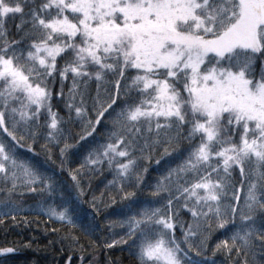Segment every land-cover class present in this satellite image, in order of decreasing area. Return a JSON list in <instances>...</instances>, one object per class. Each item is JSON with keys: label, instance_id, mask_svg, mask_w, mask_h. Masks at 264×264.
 <instances>
[{"label": "snow or ice", "instance_id": "obj_1", "mask_svg": "<svg viewBox=\"0 0 264 264\" xmlns=\"http://www.w3.org/2000/svg\"><path fill=\"white\" fill-rule=\"evenodd\" d=\"M57 82L67 119L52 103ZM98 136L67 170L70 186L35 159L55 164L58 147L63 172ZM105 170L108 199L85 201L86 174ZM25 194L70 230L49 244H78L72 230L95 233L119 202L123 218L105 220L125 234L104 246L132 241L137 264H215L213 243V257L264 264V0H0V225Z\"/></svg>", "mask_w": 264, "mask_h": 264}, {"label": "trees", "instance_id": "obj_2", "mask_svg": "<svg viewBox=\"0 0 264 264\" xmlns=\"http://www.w3.org/2000/svg\"><path fill=\"white\" fill-rule=\"evenodd\" d=\"M20 23L19 17L15 20L7 19L5 27L9 32L10 38H18L16 32V26ZM257 70H259V65H257ZM70 87V80L65 82V93ZM60 85L59 82L52 89L53 99L52 103L54 105V110L58 111L59 114L65 119L68 117L67 109L63 107L61 97L57 96ZM94 88V85H93ZM94 94V92H93ZM91 115V112L89 113ZM74 116V113H73ZM68 127L71 128L73 136L80 131V126L77 121H73ZM98 133L103 131V122L101 126L97 129ZM89 141H92V144H84L83 147L76 149L77 155L71 157L65 163V171L61 172L59 170L60 157H59V148L51 146L52 149V159L55 161V164L51 162H45L43 155L36 157L41 164V167L50 171L55 172L58 178L61 181V184L64 186H70L72 181L71 177L68 175V169H76L79 167L80 163L83 161L84 156L87 155V150L89 147L93 146L95 143L103 142V136L89 138ZM74 142V141H70ZM44 143V140H41L32 145L33 149L36 152H40L39 145ZM62 146V145H61ZM21 153L25 156H32V153L27 152L26 150L21 149ZM174 159V158H170ZM164 162L162 161V164ZM158 166H155L154 161L152 166L149 168V173L147 180L149 182H154V177L158 174ZM113 179L112 173L105 170L103 174H95L94 176H87L84 181L85 190L88 193L84 199L89 201L91 199L92 193H95L97 197H100L101 192H104V199H108V192L105 190V185L109 180ZM90 183V187L88 184ZM148 191L146 190L143 194L138 193V197L141 201L148 198ZM115 194V190H113ZM18 200L22 199L25 210L16 216L15 222L11 217L4 218V223L0 225V247H16L17 253L12 256L0 259V264H54L55 254V244H49V241H56L57 237H64L69 235V228L56 220H50L45 212L39 210L37 207L38 203L42 201L43 197L38 194H25L22 198L17 197ZM118 199V198H117ZM57 203L59 200L57 199ZM82 209L87 210L88 204L85 203L81 206ZM136 210V205L133 206V211ZM126 209L118 202L116 205H113L107 210V212L102 213L98 217L99 229L93 234H85L79 229L72 230L78 238V244L71 243V240H68L70 246H73L71 250V255L73 257L83 256V261L86 264H137L135 255V248L132 245V241H129L127 245L118 246L112 249L106 248L105 242L110 241L112 238L119 240L121 236H124L126 229L120 227L119 225L114 228L109 229L108 221L105 220V217H108V220L115 221L123 218L122 213ZM181 216L185 220H190V214L184 210L181 212ZM27 221V224L24 222ZM55 229V231H53ZM177 235H180L179 226L177 227ZM35 238V239H33ZM81 238V241L79 239ZM220 238H223L222 232H217L214 237V242ZM30 247H25L24 245H29ZM213 244H210L209 250L206 253L211 260L215 261V264H230L229 260L221 255L217 254L212 256V247ZM56 252V251H55ZM59 253L62 258H64L61 247H59ZM57 255H59L57 253ZM70 255V256H71ZM80 259V258H78ZM64 260L61 264H66Z\"/></svg>", "mask_w": 264, "mask_h": 264}, {"label": "bare ground", "instance_id": "obj_3", "mask_svg": "<svg viewBox=\"0 0 264 264\" xmlns=\"http://www.w3.org/2000/svg\"><path fill=\"white\" fill-rule=\"evenodd\" d=\"M61 237H57V238H55V240L60 241ZM79 241H81V238L79 239ZM71 243H73V241H71ZM73 244H75V243H73ZM59 247H61V251H62L64 258H62L61 254L59 253ZM72 247L73 246L69 245L68 240H64L62 242L56 243L55 244V250H54V253H56L55 258H54V264H61L64 262V260L70 261V264H79L78 257H73V255H71V250H73ZM57 253L59 255H57ZM84 264H86V263H84Z\"/></svg>", "mask_w": 264, "mask_h": 264}, {"label": "flooded vegetation", "instance_id": "obj_4", "mask_svg": "<svg viewBox=\"0 0 264 264\" xmlns=\"http://www.w3.org/2000/svg\"><path fill=\"white\" fill-rule=\"evenodd\" d=\"M80 262V264H82V262L81 261H79Z\"/></svg>", "mask_w": 264, "mask_h": 264}, {"label": "water", "instance_id": "obj_5", "mask_svg": "<svg viewBox=\"0 0 264 264\" xmlns=\"http://www.w3.org/2000/svg\"><path fill=\"white\" fill-rule=\"evenodd\" d=\"M0 258H2V257H0Z\"/></svg>", "mask_w": 264, "mask_h": 264}]
</instances>
